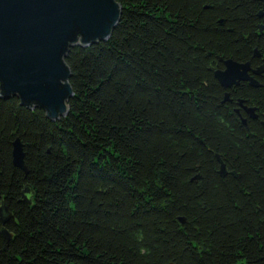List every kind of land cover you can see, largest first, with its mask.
<instances>
[{
	"label": "trees",
	"instance_id": "16d2710c",
	"mask_svg": "<svg viewBox=\"0 0 264 264\" xmlns=\"http://www.w3.org/2000/svg\"><path fill=\"white\" fill-rule=\"evenodd\" d=\"M115 1L109 40L65 59L67 116L0 98V264H264V0ZM218 59L260 86L222 88Z\"/></svg>",
	"mask_w": 264,
	"mask_h": 264
},
{
	"label": "water",
	"instance_id": "95a60500",
	"mask_svg": "<svg viewBox=\"0 0 264 264\" xmlns=\"http://www.w3.org/2000/svg\"><path fill=\"white\" fill-rule=\"evenodd\" d=\"M122 9L115 0H0V98H15L28 109H40L50 121H58L68 114V102L73 97L69 84L71 72L65 59L71 49L87 48L106 42L117 27ZM222 69L213 71L214 78L226 90L247 82L259 84L248 76L249 63L218 59ZM262 71V70H261ZM229 94L224 101L229 102ZM243 109L256 119L254 108L238 101L235 113L241 123ZM219 175L227 174L225 165L216 156ZM12 164L27 175L23 146L19 139L12 143ZM29 188L23 191V201ZM3 226L12 216L4 206ZM183 224L184 219H179ZM6 241L11 235L2 229Z\"/></svg>",
	"mask_w": 264,
	"mask_h": 264
},
{
	"label": "flooded vegetation",
	"instance_id": "af4514ba",
	"mask_svg": "<svg viewBox=\"0 0 264 264\" xmlns=\"http://www.w3.org/2000/svg\"><path fill=\"white\" fill-rule=\"evenodd\" d=\"M259 26V28H260V30H261V32H263V30H264V26L263 25H258ZM247 63H249V71H248V76L250 77V78H253L254 80H256L257 82H258V84H259V86H260V81L262 80V78H263V69H262V67L261 66H259V65H257L256 63H254V62H247ZM262 70V71H261ZM241 83H246V84H248L247 82H241ZM249 85V84H248ZM239 86V85H238ZM237 87V86H236ZM241 100H239V102H240ZM242 103H243V106H246V105H244V101H241ZM237 106H238V103H237ZM247 108H253V107H248V106H246ZM238 108V107H237ZM254 110H255V115L257 116V118L256 119H258V114H257V109L256 108H254ZM240 111H241V113L244 115V116H246L248 119H250V120H254V119H251L250 117H249V115L243 110V109H240L239 110V113H240ZM240 113V116L242 117V118H244L243 117V115ZM245 119V118H244Z\"/></svg>",
	"mask_w": 264,
	"mask_h": 264
}]
</instances>
